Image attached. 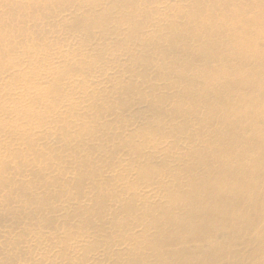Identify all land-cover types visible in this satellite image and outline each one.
<instances>
[{
    "label": "bare ground",
    "instance_id": "6f19581e",
    "mask_svg": "<svg viewBox=\"0 0 264 264\" xmlns=\"http://www.w3.org/2000/svg\"><path fill=\"white\" fill-rule=\"evenodd\" d=\"M0 264H264V0H0Z\"/></svg>",
    "mask_w": 264,
    "mask_h": 264
}]
</instances>
